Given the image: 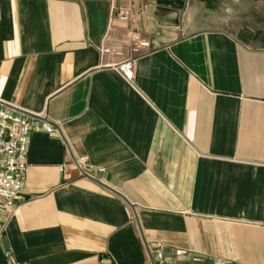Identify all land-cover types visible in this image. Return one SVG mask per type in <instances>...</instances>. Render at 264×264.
<instances>
[{
	"label": "crops",
	"instance_id": "obj_1",
	"mask_svg": "<svg viewBox=\"0 0 264 264\" xmlns=\"http://www.w3.org/2000/svg\"><path fill=\"white\" fill-rule=\"evenodd\" d=\"M158 1L0 0V101L54 127L0 205V264H264V27Z\"/></svg>",
	"mask_w": 264,
	"mask_h": 264
},
{
	"label": "built area",
	"instance_id": "obj_2",
	"mask_svg": "<svg viewBox=\"0 0 264 264\" xmlns=\"http://www.w3.org/2000/svg\"><path fill=\"white\" fill-rule=\"evenodd\" d=\"M112 14L122 22H128L130 12L125 9H113ZM100 59L111 57L119 59L116 65L126 81L133 79V60L124 58L121 50H112L109 47L99 48ZM113 65V64H109ZM54 127L32 126L29 118L21 111L13 109L0 101V205L14 213L21 205L22 191L25 184L27 170V145L33 132L44 131L52 133ZM147 264H167L164 259L163 247L160 244L150 248L146 245ZM177 255H184L179 251ZM215 264H231L217 262Z\"/></svg>",
	"mask_w": 264,
	"mask_h": 264
},
{
	"label": "rangeland",
	"instance_id": "obj_3",
	"mask_svg": "<svg viewBox=\"0 0 264 264\" xmlns=\"http://www.w3.org/2000/svg\"><path fill=\"white\" fill-rule=\"evenodd\" d=\"M228 16H233L239 24H246L254 30L264 27L263 13L257 10L256 0H217Z\"/></svg>",
	"mask_w": 264,
	"mask_h": 264
},
{
	"label": "water",
	"instance_id": "obj_4",
	"mask_svg": "<svg viewBox=\"0 0 264 264\" xmlns=\"http://www.w3.org/2000/svg\"><path fill=\"white\" fill-rule=\"evenodd\" d=\"M157 4L169 9H181L184 6V2L181 0H159Z\"/></svg>",
	"mask_w": 264,
	"mask_h": 264
}]
</instances>
